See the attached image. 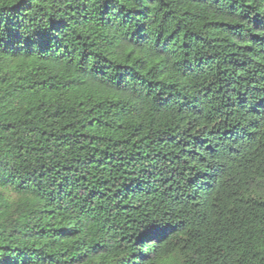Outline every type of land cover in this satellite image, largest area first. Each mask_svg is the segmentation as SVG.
I'll return each mask as SVG.
<instances>
[{
    "label": "trees",
    "instance_id": "16d2710c",
    "mask_svg": "<svg viewBox=\"0 0 264 264\" xmlns=\"http://www.w3.org/2000/svg\"><path fill=\"white\" fill-rule=\"evenodd\" d=\"M264 264V0H0V264Z\"/></svg>",
    "mask_w": 264,
    "mask_h": 264
},
{
    "label": "snow or ice",
    "instance_id": "6c2138e0",
    "mask_svg": "<svg viewBox=\"0 0 264 264\" xmlns=\"http://www.w3.org/2000/svg\"><path fill=\"white\" fill-rule=\"evenodd\" d=\"M89 264H93V262L92 261H89Z\"/></svg>",
    "mask_w": 264,
    "mask_h": 264
}]
</instances>
